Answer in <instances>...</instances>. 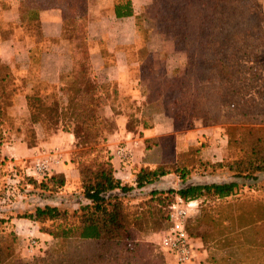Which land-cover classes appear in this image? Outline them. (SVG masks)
Masks as SVG:
<instances>
[{"label":"trees","instance_id":"obj_1","mask_svg":"<svg viewBox=\"0 0 264 264\" xmlns=\"http://www.w3.org/2000/svg\"><path fill=\"white\" fill-rule=\"evenodd\" d=\"M121 3L116 6V15L133 16L132 1ZM158 6L165 32L174 33L176 50H184L187 57L184 74L165 79L168 86L177 90L175 98L165 100L166 84L155 92L160 102L174 107L173 112L168 107L173 130L178 131L184 121L191 125L190 120L195 118L205 127L219 125L225 131L228 146L238 150L240 157L228 164L211 163L202 155L206 146L200 143L179 153L174 169V163L167 161L155 169L141 168L135 174V187L142 189L173 173H178L185 183L195 170L212 171L223 166H228L235 178L256 180L257 174L264 172V88L257 89V83L264 81V67L258 63L259 43L254 41L255 35L263 32L262 11L254 0H158ZM48 8L62 11L73 70L60 87L61 99H55L39 83V89L26 96V107L33 126L49 128L48 124H61L64 132L74 135L75 147L81 150L71 161L79 171L82 193L89 204L80 208L79 215L77 211L72 213L76 224L53 234L90 243V249L78 255L27 262L16 257L6 237L0 235V264H139L141 244L130 229L122 201L135 187L116 178L111 152L104 145L105 133L112 126L105 108L117 100V89L112 83L99 82L91 69L86 31L88 0H23L20 19L38 31L39 12ZM230 17L235 21L242 18V23L231 26L227 22ZM10 30V26L0 22L4 37ZM19 77L8 63L0 60V150L12 108L22 110L13 97L17 93L9 89L11 80ZM152 101L148 93L146 105ZM142 122L144 127L150 126L145 120ZM128 126L134 129L129 123ZM144 144L151 149L158 141L145 140ZM36 145L35 142L29 147ZM65 183L64 175L53 174L48 182L39 185L44 190L58 191ZM238 187L237 181L192 184L169 193L187 201L223 200L233 196ZM68 216V211L47 205L37 207L25 218L40 222ZM216 229L215 220L204 215L188 232L197 244Z\"/></svg>","mask_w":264,"mask_h":264},{"label":"rangeland","instance_id":"obj_2","mask_svg":"<svg viewBox=\"0 0 264 264\" xmlns=\"http://www.w3.org/2000/svg\"><path fill=\"white\" fill-rule=\"evenodd\" d=\"M254 1L263 13V18H261L263 32L261 34L259 31V34L255 35L254 41L259 43L258 63L264 67V0ZM0 4H3L4 7L8 5L12 7L14 0H0ZM142 6L143 8L138 11L137 15L139 23L147 31L153 30L169 35L174 48V54L169 58L164 55L145 56L143 53L147 62L146 71L143 73L144 79H142L144 92L146 97L149 93L153 100L151 104L146 105L147 103H145L144 105L147 118L145 123L148 126L152 124L159 127L158 132L163 134L156 141L158 144L165 145L164 150L155 151L146 159L160 163L165 161L174 163L172 166L174 169L178 159L176 150H174L176 137L192 133L199 135V144L203 143L206 146L205 160L211 163H232L240 157V153L235 148L228 146L225 131L221 126L205 127L200 119L195 118L190 120L191 125L184 121L178 131L173 130V122L168 114L174 111V107L172 104L160 102L155 92L160 88H165L166 77L178 78L184 74L187 62L186 52L176 50L173 32H165L158 11V0H144ZM227 22L231 26L240 25L242 18L235 21L230 17ZM23 62L25 63L24 60ZM19 64L23 66L22 62ZM262 77H264V72ZM19 79L21 82L12 79L9 87L10 90L14 89L17 94L24 90L28 80L27 78L22 79L21 76ZM166 88L169 90L165 89L163 94L165 100L175 98L177 90L168 85ZM260 88H264V81L257 83V89ZM51 95L55 99L62 98V95L56 91L51 92ZM13 97L15 99L16 95ZM16 106L22 110H14V115L10 114L9 122L4 126L6 132L0 150V235H4L6 241L14 248L15 256L27 262L83 253L90 249V243L53 234H59L67 226L76 224V218L71 217L72 213L77 211V215H79L80 208L89 204V201L83 196L80 182L69 186L65 183L58 191L44 190L39 184L48 182L50 177L56 173H53V169L50 171L36 169L38 163H53L62 159L57 148L62 141L54 140L50 148L36 145L39 149L34 153L27 150L29 144L35 142L38 144L53 136L52 134L61 128V124L58 126L48 124L49 128L45 127L47 130L44 128L43 133L39 126H33L29 122V112L25 103ZM168 107H172L171 112ZM126 108L135 109L131 104L126 105ZM109 119L112 126L105 133L106 142L104 145L109 149V145L112 146L113 141L122 140L115 149L118 151L120 148H127L132 151L127 144L129 142L127 140L130 138H117L113 132L118 130V124L113 119ZM140 122L142 121L137 118L128 121L134 129ZM56 128L57 130L53 131ZM168 129L171 130L170 133H167ZM19 132L20 135L16 136ZM19 142L25 143L23 149L10 150L14 144ZM75 144L74 138L71 160L75 153L81 151L75 147ZM170 175H176V178L173 176L170 182L162 185L161 189L152 188L150 185L141 189L133 185L134 190L122 200L130 229L134 231L141 244L139 264H178L159 246L160 234L169 227L170 207L179 199L178 195L169 193L170 190L177 191L192 184L230 181L239 183L233 196L223 200H194L197 204L189 213L187 227L195 228L198 225V219L207 215V218L215 220L217 229L203 243H197L198 250L195 253V258L189 264H264V172L257 174L256 180H250L235 178L228 166L218 167L212 171L201 169L190 173L185 183L180 180L178 173ZM30 179L35 180L37 184H34ZM47 205L57 207L62 212L68 211V218L44 219L40 222L25 218L33 214L37 207L42 208Z\"/></svg>","mask_w":264,"mask_h":264},{"label":"crops","instance_id":"obj_3","mask_svg":"<svg viewBox=\"0 0 264 264\" xmlns=\"http://www.w3.org/2000/svg\"><path fill=\"white\" fill-rule=\"evenodd\" d=\"M23 0H14L12 7L0 4V20L4 26L11 27L9 34L4 37L0 32V60L10 65L13 72L18 73L22 79L27 78L24 90L16 94V104L27 103L26 96L42 88L49 93L56 91L62 95L60 87L73 70V59L70 52V43L64 36V21L59 8H48L39 12L37 24H23L20 19V7ZM124 0H88L87 8V44L91 69L97 80L101 83H112L117 89V100L113 105L105 108V115L118 124L115 133L117 138H127L131 147L133 158L126 162L117 156L119 142L113 141L109 149L113 156L112 162L116 178L124 183L134 185L135 174L143 167L155 169L162 163L146 159L155 151L164 150L165 145L158 144L146 149L145 140H157L163 133L158 132L157 126L144 127L140 122L136 129H130L128 121L137 118L146 120L144 105L147 102L143 87V73L147 62L143 57L161 55L167 58L174 54L172 39L157 31H147L138 21V11L144 0H131L134 10L133 16L118 17L116 6L123 4ZM3 2V1H2ZM142 3V4H141ZM143 50V52H141ZM25 61V63L23 62ZM22 62L23 66L19 63ZM20 81V79H19ZM21 82V81H20ZM134 105L130 110L126 105ZM14 115V107L11 110ZM29 114V113H28ZM44 133V128H40ZM206 130L208 128H205ZM171 130H167L170 133ZM165 132V131H164ZM165 134V133H164ZM17 135V134H16ZM18 135H20L18 133ZM47 140L37 145L50 148L55 140L62 142L58 151L62 159L49 162L53 173L65 176L66 183L77 184L80 174L71 161L74 137L61 128ZM199 135L192 133L186 136H177L174 150L177 155L187 151L190 147L199 144ZM25 143H16L10 150L23 149ZM111 144V143H110ZM143 144V147H142ZM39 147H27L28 152H36ZM206 148L202 151L204 156ZM30 153V154H31ZM176 175H166L159 181L151 184L152 188L161 189L162 185L170 182ZM166 185V184H165ZM149 186V185H148ZM115 193H119L116 191Z\"/></svg>","mask_w":264,"mask_h":264},{"label":"built area","instance_id":"obj_4","mask_svg":"<svg viewBox=\"0 0 264 264\" xmlns=\"http://www.w3.org/2000/svg\"><path fill=\"white\" fill-rule=\"evenodd\" d=\"M117 156L123 161L133 158L132 151L120 148ZM39 171H50L49 163L43 162L36 165ZM195 201L185 202L179 197L178 201L171 205L169 211V227L162 231L159 246L170 255L178 264L192 263L198 250L197 244L190 237L187 227L189 213L196 206Z\"/></svg>","mask_w":264,"mask_h":264}]
</instances>
